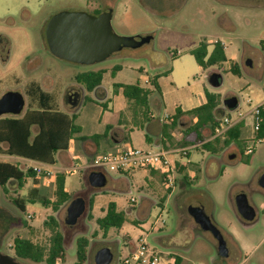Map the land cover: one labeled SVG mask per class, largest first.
Listing matches in <instances>:
<instances>
[{
  "label": "rangeland",
  "instance_id": "374dc122",
  "mask_svg": "<svg viewBox=\"0 0 264 264\" xmlns=\"http://www.w3.org/2000/svg\"><path fill=\"white\" fill-rule=\"evenodd\" d=\"M83 1L0 0V17L8 25L13 21L19 25L4 26L11 32L10 53L6 61L0 57V98L7 91H19L26 99L25 109L17 116H21L32 104L27 92L34 84L53 95L55 108L68 111L75 110L79 105L75 111V123L82 128V134L102 132L104 119L100 123L97 120L101 115L96 119L100 104L97 93L95 90L85 91L75 78L81 72L105 69L107 72L102 84L107 87L110 97L113 96L114 82L133 84L140 81L145 84V80L160 75L159 89L166 105L163 113L171 112L173 104L180 102L190 91H208L220 95L221 103L225 97L237 96L238 107L235 110L226 109L220 119L230 116L234 120L242 112L245 114L244 124L240 127L239 139L230 145L224 143L223 135L216 137L219 141L214 143L212 150L188 146L190 170L186 177L185 174L176 175V184L170 191L161 180L162 173H151V170H135L128 174L101 169L107 175V184L104 188H94L89 184L88 175L98 167L93 166L91 160L81 158L77 165L72 160L74 154L57 152L55 165H39L41 172L38 177L27 179L23 188H19L16 181L0 187V251L14 255L16 236L48 245L51 232L44 222L55 217L66 247V259L59 264H74L77 261L76 248L80 237L89 241L88 257L83 264H95L94 256L104 246L110 247L114 253L111 264H121L136 248L137 238L142 234L150 249L159 254V264H173L175 257L181 258L180 264H258L264 259V214L261 210L264 199L258 187V178L264 171V142L258 143L252 154L248 155L245 151L247 146L254 145L256 136L250 110L256 103L257 93H264V51L261 47L264 42V0H112L115 8L112 26L117 34H152L153 39L140 47H123L105 61L92 65L54 56L47 45L43 28L45 20L55 13L89 11L83 7ZM24 6L28 7V12L32 11L28 17L20 16V9ZM202 41L210 47L221 41L230 58L236 53L235 61L241 75L229 70L232 61L208 68L199 67L188 51ZM177 56L180 59L176 62L173 59ZM247 60L251 61L250 66L246 64ZM117 65L121 66V70L113 77L111 71ZM171 68H175L171 77L163 74ZM212 72L223 74L221 87L213 88L209 84L208 76ZM175 79L191 85L186 89H177ZM83 93L87 96L86 100L81 99ZM70 95H76V106L71 104ZM33 105L37 107V104ZM114 106L113 112L119 113L117 101ZM149 108L155 109L151 103ZM154 111L157 113V110ZM123 114L124 120L129 118L127 124L134 129L141 125L143 115L140 110L134 116L130 107ZM5 116L15 115L1 117ZM183 121H189V117ZM33 131L36 132L37 127ZM205 137L211 138L212 133L207 130ZM133 143L136 148L156 150L145 140V131H136ZM187 145L174 144L172 149L180 148L181 151ZM3 146L5 144L0 147ZM120 146L128 147L129 142L123 141ZM90 147L87 145L89 151ZM96 150L109 148L100 146ZM231 155L235 157L230 158ZM169 157L173 161L174 155L169 154ZM0 160L24 169L36 164L13 155H0ZM69 169L76 171L68 174L66 179L71 199L57 210L42 204L41 200L56 199L55 177L59 173L66 174ZM118 178L122 181L116 182ZM242 192L247 194L250 203L255 201L260 210L257 222L250 227H245L239 220L234 202L235 196ZM78 196L86 199L87 208L77 224L71 226L65 222L67 207ZM14 198L26 204V211L18 208ZM90 198L95 200L91 212ZM114 198L128 212L127 221L123 224L124 228H111L104 235L96 218L105 212L107 201ZM32 200L37 202L31 203ZM193 205H202L221 230L231 252L230 258L218 255L216 239L210 232L202 230L190 216L188 208ZM30 213L31 219L28 218ZM233 236L243 248L242 256L236 261L233 260L238 251Z\"/></svg>",
  "mask_w": 264,
  "mask_h": 264
},
{
  "label": "trees",
  "instance_id": "16d2710c",
  "mask_svg": "<svg viewBox=\"0 0 264 264\" xmlns=\"http://www.w3.org/2000/svg\"><path fill=\"white\" fill-rule=\"evenodd\" d=\"M194 55L197 63L202 68H208L214 65H220L228 61L225 53V47L221 41L214 43L213 50L208 51V44L202 41L199 46L190 51ZM121 66H114L111 74L114 76ZM229 70L235 75H241V71L236 62L230 64ZM171 69L163 74L167 75ZM105 69L97 71H85L76 75V82L80 84L86 91L93 92L102 84ZM149 79L150 85L155 90H159L158 78ZM32 84L28 90L31 103L21 116H5L0 117V155H13L22 159L32 160L40 164L54 165L56 163V154L59 151L68 150L70 141L75 138L82 130L75 123L76 114L68 113L61 109L55 108L53 105V95L42 89L38 85ZM121 89L123 95L128 99L134 116L137 111H141L143 115L142 123L149 118V97L152 93L150 87L142 86L137 81L133 84L114 83V90ZM206 102L197 108L188 112H182L176 109L174 115L170 118V124H163V135L167 139L170 138V129H174L179 125L182 115L188 114L193 116L191 123L184 130L183 144L202 143L203 149H214V143L218 142V138L211 141H204L202 130L209 128L211 132L215 125L219 123L217 116L221 108L220 95L212 92H205ZM87 98V96L85 97ZM33 104H37L34 107ZM261 128L257 131L256 136H264V110L262 112ZM37 127L34 132L33 128ZM113 126L107 125L105 131L101 134H94L91 139L105 138L109 135ZM143 127V126H142ZM224 143L230 145L236 142L240 136V127L232 126L224 134ZM193 137L192 140L188 138ZM88 137L82 136V139ZM146 140H150L146 135ZM176 169L177 164L174 162ZM101 170V169H98ZM123 172V171H122ZM37 172L33 167L27 169L21 168L16 164L0 160V187H5L10 181H16L19 188H23L29 178H36ZM67 174L59 173L55 177V200L44 199L40 202L53 209H58L62 204L71 199V194L66 189ZM169 191L171 189H168ZM13 202L21 211H26V204L18 198H14ZM37 201L32 200L31 203ZM95 200L90 198L89 211L93 209ZM90 217H92L90 213ZM127 221V212L120 210L115 201L107 204L105 214L97 217L96 222L99 229L106 235L111 228H121ZM45 226L50 230L48 245H42L34 242L30 238L16 236L13 242L14 255L19 260H30L36 263L44 262V264H59L66 259V247L64 243V235L59 228V222L55 217H50L44 222ZM89 241L86 237H80L77 240V261L74 264H83L88 257L87 246ZM181 258L175 257L173 264H180Z\"/></svg>",
  "mask_w": 264,
  "mask_h": 264
},
{
  "label": "water",
  "instance_id": "95a60500",
  "mask_svg": "<svg viewBox=\"0 0 264 264\" xmlns=\"http://www.w3.org/2000/svg\"><path fill=\"white\" fill-rule=\"evenodd\" d=\"M153 39L152 34L121 36L112 26L111 13H102L98 16L84 11H61L54 15L46 28V41L51 53L69 62L92 65L108 59L113 53L123 47H140ZM246 64L251 65L247 60ZM209 84L213 88L221 87L223 74L212 72L208 76ZM71 104L77 105L76 95H70ZM239 105V99L233 95L225 97L222 101L224 110H235ZM26 106L24 94L19 91H7L0 98V117L3 115H20ZM231 155L230 158H234ZM107 175L102 170L91 171L88 175L89 184L94 188H104L107 184ZM259 185L264 187V173L259 179ZM237 212L247 221L256 217V210L250 204L246 193L242 192L235 196ZM87 202L84 197L73 198L67 207L66 224H77L80 217L85 213ZM190 216L204 231H208L217 241V253L220 257L229 256L227 241L209 216L202 205H193L188 208ZM114 253L110 247L100 248L95 256V264H111ZM0 264H25L15 255L0 251Z\"/></svg>",
  "mask_w": 264,
  "mask_h": 264
},
{
  "label": "crops",
  "instance_id": "0c3cea01",
  "mask_svg": "<svg viewBox=\"0 0 264 264\" xmlns=\"http://www.w3.org/2000/svg\"><path fill=\"white\" fill-rule=\"evenodd\" d=\"M223 45L225 47L224 43H223ZM213 47H214V45L212 47H210L208 44V51L211 52L213 50ZM261 47L263 48L262 50L264 51V42L261 43ZM190 51H188V55L193 56V58L195 59L194 55H192L190 53ZM225 53H226V47H225ZM226 56H227L229 62H231V61L236 62L235 61L236 60V53H234L231 58L227 55V53H226ZM179 59L180 58H178V56H177L173 60L174 61L176 60V62H177V60H179ZM195 61H196V59H195ZM228 61H227V63H228ZM196 63H197V61H196ZM198 66L201 67L199 64H198ZM174 73H175V68H171V71L167 75H169L171 77ZM116 74L117 73H115L114 76H116ZM114 83H119V82H114ZM114 83H113V96L112 97H110L107 87H105L103 84H101L100 87L95 90V92L97 93V96L99 98V102H100V104L98 106L99 111H97L96 119H98V115H101V118L99 120H97L98 123H100V120L104 119V121L102 123L104 130L100 133L98 132V133H93L90 135L82 134L81 133L82 131H81L75 138H73L70 141V145H69L68 150H64V151L66 153L74 154V159H72V160H75L77 165H79L78 162H80L85 157L88 158L87 161L91 160V162H92L93 159L96 156H98L99 154H102V153L107 152V151H115L118 149H123V147L120 146V143L123 141H128L129 146H133V144H134L133 143V135L135 134V132L139 131V130L145 131V140H146V135H147L148 138H150V140H146V141L150 145H154L156 147V150H163V151L167 152L168 155L169 154L174 155L173 161L176 162V164H177L176 175L177 174H185L184 176L186 177L187 172L190 170L189 165L191 164L190 152H189L188 146H193L196 148H202V146H201L202 143L200 142V143H195V144H188L187 146L181 148V151H183V152L180 151V148L172 149V147H173L172 145L183 144L182 140L184 137V130L191 123H193V116L188 115V114L182 115L180 120H179V125L177 127H175L174 129L169 130V133H170L169 139H167L163 135V124H170L171 121L169 119V121L164 122V121L160 120V117H164L166 114H168L171 118L174 115L176 109H178V108L182 112L185 113V112H188L194 108L199 107L200 105H202L203 103L206 102V97H205L206 91L205 92H195V93L192 91L188 92L180 102H175L173 104V108H172L171 112L163 113V110L165 109L166 105L164 102V98L160 92V89L158 91L155 90L153 88V86L150 85L149 79L145 80V84L140 82L142 84V86L150 87L152 89V93L149 97V105H150V103L153 104L155 109L150 108L149 109L150 118L145 123H140L141 125H139V127H136V129H134L135 127L133 128V127H131V125L127 124V122L129 121V118H127L126 121L124 120L126 113H125V115L124 114L122 115V112L124 113L126 110H128V108L130 110V104H129L128 100L126 99V97L123 95L121 89H118L117 91L114 90ZM158 85H159V82H158ZM174 85L177 89H186L191 84L187 81H183V80L178 81L177 79H175ZM80 87H82V86L80 85ZM263 94L264 93H257L256 99H255L256 100L255 105H257L262 100ZM85 97H86V95H85V93H83L81 99L86 100ZM116 101H117L118 106H119L118 107L119 113L113 112V109L115 108L114 104ZM221 108L222 109L218 112V118L219 119L221 118L220 116H223L225 114V110L223 109L222 106H221ZM252 108L253 107H251V110H250L251 117H252ZM78 109H79V105L77 106V108L75 110H68L67 109L69 112L68 111H66V112L70 113V111H71L72 113H75V111H77ZM154 110H157V113ZM188 117H189V121H183V119L188 118ZM244 119H245V114H243L242 118L238 117L237 119H234L233 120V126L237 125V126L241 127L242 124H244ZM186 122H187V125H185ZM108 124L113 126V127H112V129H111V131L107 137L102 138V139H98V141H94L93 139H91L92 135L103 133ZM81 130H82V128H81ZM207 130L209 132H211V130L209 128H204L202 130L204 141H211L214 138L218 137L214 134V132H211L212 137L206 138L205 132ZM82 136H86L88 138L82 139ZM87 145L91 146L90 151L87 149ZM100 146L108 147L109 150L97 151L96 150L97 147H100ZM1 161H3V160H1ZM28 161H32V160H28ZM39 165H47V164H40V163L36 162V164L32 165L31 167L39 166ZM49 166H53V165H49ZM98 169L99 168H97V170ZM67 171H70V169L65 171L66 174L68 175ZM139 171H148V170H139ZM132 172L133 171L122 172V173L130 174ZM156 172H158V171H152L151 173H156ZM37 177L38 176H36V178ZM162 178H163V176H162ZM162 178H161V180H162ZM115 181L120 182L122 180H121V178H118ZM176 181H177V179H176ZM151 182L155 183V181L152 179H151ZM37 185L38 184H35L34 186H37ZM66 189H67V187H66ZM116 198H114L113 200H108L107 202L115 201L117 203L118 208L120 210H124V208L121 207V205L119 204L120 201L118 202V199H116ZM104 214H105V212L101 216H103ZM122 228H124V225L122 226Z\"/></svg>",
  "mask_w": 264,
  "mask_h": 264
},
{
  "label": "built area",
  "instance_id": "2783aa9c",
  "mask_svg": "<svg viewBox=\"0 0 264 264\" xmlns=\"http://www.w3.org/2000/svg\"><path fill=\"white\" fill-rule=\"evenodd\" d=\"M264 110V94L262 100L252 108V118L255 134L261 128L262 124V112ZM243 113L239 112L238 117L242 118ZM170 116L166 114L164 117H160V120L167 122ZM233 126V120L230 116H224L219 119V123L215 125L213 132L216 136H223L229 128ZM264 142V136H255L254 145L246 147V154L254 153L255 146L258 143ZM92 165L102 170H114V171H135V170H151L162 173V180L167 189H172L176 184L177 169L168 155L163 150H145L128 146L123 149L115 151H107L96 156ZM33 169L38 173L41 172L39 166H34ZM46 170V169H45ZM47 173L51 171L46 170ZM75 170L67 171L68 174L75 173ZM134 201L133 199L131 200ZM28 218H32V214L28 215ZM158 217H156L157 221ZM159 254L150 249L146 244L143 234L137 238L136 248L131 251L127 257L123 259L121 264H159Z\"/></svg>",
  "mask_w": 264,
  "mask_h": 264
},
{
  "label": "flooded vegetation",
  "instance_id": "af4514ba",
  "mask_svg": "<svg viewBox=\"0 0 264 264\" xmlns=\"http://www.w3.org/2000/svg\"><path fill=\"white\" fill-rule=\"evenodd\" d=\"M112 0H84L83 1V7L89 11H86V10H72V11H84V12H87L89 14H92V15H100L102 13H111L112 15V20H113V17L115 15V8L114 6L112 5L111 3ZM82 2V0H81ZM33 6H35V4H33ZM27 8L28 7H23L20 9V16L21 17H28V15H30V13H32V11H27ZM71 11V10H70ZM59 13V12H58ZM57 13H55L54 15H56ZM52 15L50 18H48L47 20H45L44 22V35H45V38H46V28H47V25L50 21V19L54 16ZM11 24L10 25H13V26H19L17 25L16 21L14 22H10ZM0 57L3 61H6L8 60L9 58V53H10V33L8 29H6V27H4L5 25H8L5 23V19L4 18H1L0 17ZM8 25V27L10 26ZM264 173V171L260 174L259 178H258V187H259V192L263 195V199H264V187L260 186L259 185V179L261 177V175ZM248 192V191H247ZM250 192V191H249ZM249 199V198H248ZM235 200V198H234ZM235 202V201H234ZM254 206L255 210H256V217L254 220L252 221H247L245 220L239 213V220L242 222V224L245 226V227H250L252 226L254 223L257 222L258 218H259V208L257 207V204L255 201H253V203H250ZM263 214H264V202H263V208L261 209ZM233 241L235 243V249H237V254L234 255V260L233 261H236L240 256H242L241 254H243V248L241 247L239 241L233 236ZM229 248V247H228ZM231 257V252H230V249H229V256L227 258H230ZM258 264H264V259H261V261H259Z\"/></svg>",
  "mask_w": 264,
  "mask_h": 264
}]
</instances>
